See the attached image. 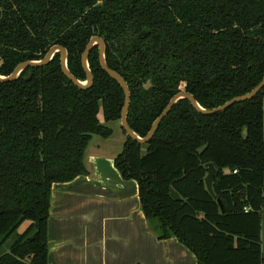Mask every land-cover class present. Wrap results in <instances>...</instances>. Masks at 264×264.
Here are the masks:
<instances>
[{
	"label": "trees",
	"instance_id": "trees-1",
	"mask_svg": "<svg viewBox=\"0 0 264 264\" xmlns=\"http://www.w3.org/2000/svg\"><path fill=\"white\" fill-rule=\"evenodd\" d=\"M94 36L129 88L127 123L140 137L176 93L212 109L264 75V0H0V75L60 45L85 81L81 55ZM87 63L86 89L64 76L59 53L0 82V264H47L52 184L87 174L91 138L109 137L108 123L120 121L123 90L97 45ZM263 102L264 87L206 115L180 99L147 143L125 136L114 158L121 177L136 181L158 239L176 238L196 264H264ZM206 163L216 168V198Z\"/></svg>",
	"mask_w": 264,
	"mask_h": 264
},
{
	"label": "crops",
	"instance_id": "crops-1",
	"mask_svg": "<svg viewBox=\"0 0 264 264\" xmlns=\"http://www.w3.org/2000/svg\"><path fill=\"white\" fill-rule=\"evenodd\" d=\"M110 128L109 137L91 138L87 174L51 186L47 264H196L176 238L158 239L150 228L136 181L114 167L125 140L120 122ZM261 226L264 238V218Z\"/></svg>",
	"mask_w": 264,
	"mask_h": 264
},
{
	"label": "water",
	"instance_id": "water-1",
	"mask_svg": "<svg viewBox=\"0 0 264 264\" xmlns=\"http://www.w3.org/2000/svg\"><path fill=\"white\" fill-rule=\"evenodd\" d=\"M94 45L98 46V57H99V62H100L101 68L111 78L116 80V82L120 85V87L123 90L124 103H123V106L121 109V114H120V121H119L120 127L124 131L125 136H127V137L133 139L134 141L141 143V144L147 143L153 137V135L155 134V132H156L160 122L162 121V119L168 114V112L172 109L174 104H176L180 99H187L189 101V103L191 104V106L196 111H198L201 114L209 115V114H214V113L219 112V111H223V110L227 109L228 107L232 106L233 104L243 102L245 100L253 98L264 87V75H263L260 82L253 89H251L249 92H247L243 95H240V96H236V97L226 101L222 105L215 107V108H212V109H205V108L201 107L199 105V103L195 100V98L190 93L185 92V91L178 92L169 100L166 107L162 110V112L159 114V116L154 120V122L152 123L147 134L144 137H140L129 127V125L127 123V113H128L129 104H130L129 88H128L126 82L123 80V78L107 66L105 58H104L105 44H104V41L100 37H97V36L92 37L89 40L87 46L85 47V49L81 55V64H82V67H83L85 75H86L85 81H79L76 77H74L69 72V70L67 68V51H66V49L60 45H54V46L49 48V50L46 52V54L44 55V57L41 60H38V61L29 60V61L21 62L13 69V71L8 76L0 75V82L13 81V80L17 79L18 76L20 75V73L26 68L40 67V66L47 65L52 60L54 54L59 53V55H60V66H61V70H62V73L64 74V76L66 78H68L71 82H73L75 85H77L78 87H80L82 89H86L93 82V76H92V73L88 67L87 58H88L89 51L91 50V48ZM205 168L207 171L206 175L204 177V184H205L206 190L211 194V196L213 198H216V195L214 194L213 186H212L213 185V179H214V176L216 174V168L214 167L213 163H206ZM170 193L174 199H176V200L180 199V196L174 190H171ZM218 203H219L220 207L222 208L221 202L219 200H218Z\"/></svg>",
	"mask_w": 264,
	"mask_h": 264
},
{
	"label": "rangeland",
	"instance_id": "rangeland-1",
	"mask_svg": "<svg viewBox=\"0 0 264 264\" xmlns=\"http://www.w3.org/2000/svg\"><path fill=\"white\" fill-rule=\"evenodd\" d=\"M102 114L101 113H99V115H98V119H99V117L101 116ZM115 124H118L119 125V122H109L108 123V125L107 126H109V127H111V126H114ZM111 142L110 143H112L113 142V138H111ZM48 223V222H47ZM27 225V222H24L21 226H20V228H19V231H22L24 228H25V226ZM263 244H264V242H263Z\"/></svg>",
	"mask_w": 264,
	"mask_h": 264
},
{
	"label": "built area",
	"instance_id": "built-area-1",
	"mask_svg": "<svg viewBox=\"0 0 264 264\" xmlns=\"http://www.w3.org/2000/svg\"><path fill=\"white\" fill-rule=\"evenodd\" d=\"M263 106H264V102H263ZM234 172H236V170H234Z\"/></svg>",
	"mask_w": 264,
	"mask_h": 264
}]
</instances>
